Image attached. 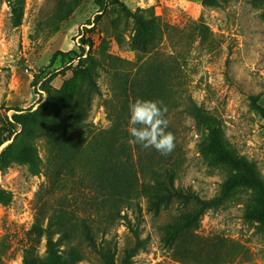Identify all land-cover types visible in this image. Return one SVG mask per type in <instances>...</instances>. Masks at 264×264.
I'll list each match as a JSON object with an SVG mask.
<instances>
[{
	"label": "rangeland",
	"instance_id": "rangeland-1",
	"mask_svg": "<svg viewBox=\"0 0 264 264\" xmlns=\"http://www.w3.org/2000/svg\"><path fill=\"white\" fill-rule=\"evenodd\" d=\"M218 1V8H204L202 0H102L100 10L98 0H24L22 23L13 27L10 9L0 0V151L9 144L3 141L13 110L36 109L46 100L35 77H50L55 89L66 81L79 84L81 65L92 55L102 64L101 97L93 99L87 120L83 163L99 161L90 154V146H97L104 168L114 170L93 183L79 168L69 174L42 139L39 176L23 166L0 170V188L13 196L0 206V264L44 258L42 231L48 225L68 264H102L82 238L83 221L95 246L114 251L117 261L136 242L132 227L144 244L131 264H264V226L243 214L254 207L249 188L237 187L220 209L203 216L196 231L172 246L164 243L165 230L183 208L173 202L153 214L138 194L158 163L174 170L176 187L204 200L238 173L212 154L199 153L206 132L186 113L190 98L219 121L227 150L253 163L264 181V116L251 102L264 99V0ZM121 5L132 12L150 10L160 30L155 49L144 54L129 48L134 32L118 18ZM199 22L209 29L205 40L196 31ZM131 84H143L150 91L146 100L167 107V131L175 137L169 155L128 143Z\"/></svg>",
	"mask_w": 264,
	"mask_h": 264
},
{
	"label": "trees",
	"instance_id": "trees-1",
	"mask_svg": "<svg viewBox=\"0 0 264 264\" xmlns=\"http://www.w3.org/2000/svg\"><path fill=\"white\" fill-rule=\"evenodd\" d=\"M10 9L11 24L19 27L24 13V0H3ZM115 2V0H112ZM100 10L104 8L102 0H98ZM204 8H218V0H202ZM100 15L96 16V20ZM118 18L130 22L133 36L129 48L138 53H148L155 49L160 42V30L150 10L137 9L132 12L124 5L120 6ZM196 31L202 40L209 35L208 27L199 22ZM118 40L120 37L118 36ZM102 67L101 60L96 56H88L81 65L82 80L79 84L66 81L59 89L51 85V79L44 75L35 77V85L41 82L42 92L46 100L36 109H14L11 115L10 130L3 141L10 142L0 151V170L11 166H23L28 173L35 177L42 173V161L37 147L38 140H44L50 151L58 154L69 174H74L75 168L82 170V178L90 175V182L96 177H104L114 170L100 162L102 155L97 146H90V154L96 158V163L90 167L84 164L86 157V132L89 131L87 120L90 116L93 99L101 97V89L97 83L98 69ZM130 92L133 99L146 100L150 91L142 85L133 86ZM253 106L264 116V99L252 97ZM186 113L193 120L198 131H205L206 138L198 144L202 156L212 154L216 160L238 170L222 183L218 195L209 200L202 199L191 189L178 188L175 185L174 170L165 164L158 163L148 172V181L142 182L138 191L147 200V210L158 214L161 210L176 202L182 211L177 220L165 230L164 243L172 246L179 238L196 231L203 216L209 211L220 209L232 197V192L240 186L249 188L253 195L251 201L254 207L244 210V218L253 220L264 226V181L256 171L253 163L245 157L234 156L224 144V135L219 121L193 99L186 105ZM2 145V144H1ZM96 145V144H95ZM91 157V156H90ZM83 163L84 166L81 164ZM119 175V172H116ZM113 177V176H111ZM132 192V190H130ZM12 193L0 188V206H8L12 202ZM136 242L126 250L124 256L117 261L115 252L109 248L96 247L90 235V228L82 222V238L86 245L97 252L102 264H131L132 258L139 249L143 248L137 229L128 227ZM45 243V257L26 256L22 264H68L62 256L59 241L54 239V231L48 225L42 231Z\"/></svg>",
	"mask_w": 264,
	"mask_h": 264
},
{
	"label": "clouds",
	"instance_id": "clouds-1",
	"mask_svg": "<svg viewBox=\"0 0 264 264\" xmlns=\"http://www.w3.org/2000/svg\"><path fill=\"white\" fill-rule=\"evenodd\" d=\"M130 144H138L142 148H154L161 155H169L175 147V137L167 131V107L161 100H143L137 98L129 104Z\"/></svg>",
	"mask_w": 264,
	"mask_h": 264
},
{
	"label": "water",
	"instance_id": "water-1",
	"mask_svg": "<svg viewBox=\"0 0 264 264\" xmlns=\"http://www.w3.org/2000/svg\"><path fill=\"white\" fill-rule=\"evenodd\" d=\"M10 143V142H9Z\"/></svg>",
	"mask_w": 264,
	"mask_h": 264
}]
</instances>
